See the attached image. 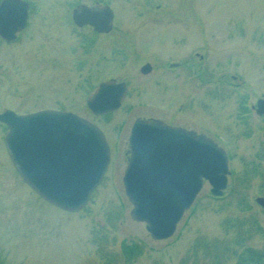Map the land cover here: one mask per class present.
<instances>
[{
	"label": "rangeland",
	"instance_id": "rangeland-1",
	"mask_svg": "<svg viewBox=\"0 0 264 264\" xmlns=\"http://www.w3.org/2000/svg\"><path fill=\"white\" fill-rule=\"evenodd\" d=\"M32 1L20 38L0 40V113L70 110L102 127L112 155L87 206L69 212L41 198L21 177L6 147L8 129L0 123V261L236 264L240 244L263 247L264 228L249 232L254 220L264 226V210L256 203L264 195V117L252 111L242 121L239 108L243 97L249 105L264 98V0H100L115 11L114 29L106 35L73 23L76 5L94 0ZM192 57L189 70L168 66ZM147 60L153 70L143 74ZM222 77L234 85L219 84ZM113 78L129 83L127 98L108 116L93 115L87 99ZM217 89L225 98H213ZM190 92L201 93L190 99ZM181 101H187L185 125L227 151L232 174L224 197L215 198L206 182L175 234L155 240L145 222L131 217L123 182L129 137L138 117L169 121ZM199 240L217 242L222 256L196 254ZM124 242L141 244L143 254L126 262Z\"/></svg>",
	"mask_w": 264,
	"mask_h": 264
},
{
	"label": "water",
	"instance_id": "water-1",
	"mask_svg": "<svg viewBox=\"0 0 264 264\" xmlns=\"http://www.w3.org/2000/svg\"><path fill=\"white\" fill-rule=\"evenodd\" d=\"M30 4L2 0L0 36L14 41L28 24ZM79 27L90 25L99 33L114 27V11L106 5L78 6L73 13ZM152 71L150 63L142 72ZM126 82L104 81L87 101L96 116L123 104ZM257 113L264 114V98ZM8 127L5 143L18 172L48 202L67 211L83 209L102 182L111 161V146L103 129L74 112L44 109L27 114L0 113ZM130 157L123 182L133 204L131 217L145 222L153 239L172 237L205 182L215 196L228 187L229 157L225 149L204 133L168 125L161 119L138 118L130 135ZM256 202L264 208V196Z\"/></svg>",
	"mask_w": 264,
	"mask_h": 264
},
{
	"label": "flooded vegetation",
	"instance_id": "flooded-vegetation-1",
	"mask_svg": "<svg viewBox=\"0 0 264 264\" xmlns=\"http://www.w3.org/2000/svg\"><path fill=\"white\" fill-rule=\"evenodd\" d=\"M2 0H0V2H1ZM27 1H29L30 2V13H29V19L31 18V16H32V14H33V11H34V4H33V1L32 0H27ZM90 3V2H89ZM81 4H87V3H85V2H79V4H77L76 5V7H78L79 5H81ZM89 5V4H88ZM103 5H106V3H104V2H102V1H100V0H94V3H92V4H90L89 6H91L92 8H100L101 6H103ZM75 7V8H76ZM75 8L73 9V11L75 10ZM72 11V20H73V12ZM87 27H90V26H87ZM90 28H92V27H90ZM92 30H93V28H92ZM22 33V32H21ZM21 33H19L18 34V38L15 40V41H13V42H7V41H5V40H2L3 42H6L7 44H11V43H15L19 38H20V36H21ZM1 40V39H0ZM194 55L195 56H198L199 54H198V52H195L194 53ZM194 59H193V57L192 58H190L189 60H187V61H182V62H170L169 63V67L171 68V69H174V68H179V67H183V70H189L188 69V67H187V64H188V62L189 61H193ZM146 63H150V60H147V61H145V64ZM174 63H177L178 64V66L177 67H173L172 65L174 64ZM194 65V64H193ZM192 65V66H193ZM196 65V64H195ZM237 77L236 76H232V79L233 80H235ZM203 76H202V74H200V75H196V77H195V82H196V88H197V90L199 91V89H200V86H202V84H203ZM127 82V81H126ZM225 84L226 86H232V85H234V83L233 82H230L229 80H226V79H223L222 78V80H220V83L219 84ZM127 84H128V87H129V83L127 82ZM130 89V88H129ZM191 93V92H190ZM201 93V92H200ZM200 93H196V94H190L189 96H190V99H195V97H196V99H197V97L199 96V94ZM219 94H221V95H219ZM223 94L220 92V91H218V89H217V92L215 93V95H214V97L213 98H215V99H222L223 97L225 98V96H222ZM258 100L259 99H257V101H256V103H254V104H251V105H249L248 103H246V101H247V97H243L242 99H241V102H240V108H239V117H240V119L242 120V121H247L248 120V115L252 112V111H255L256 112V106H257V103H258ZM187 101H181L180 103H179V106L177 107V110L174 112V114L173 115H171L170 117H169V121H167V120H164L165 122H167L169 125H171V126H175V127H183V128H187V129H191V130H195L194 128H189V127H187L186 125H185V119H186V114H185V112H184V110H185V107H186V103ZM62 110H67V109H62ZM245 110H246V112H245ZM91 112V111H90ZM261 117H264V115H262ZM139 118V117H138ZM141 118H145V119H149V120H152V119H161V118H158V117H154V116H143V117H141ZM163 120V119H162ZM132 129V128H131ZM127 155H128V159H129V151L127 152ZM0 264H5V262L4 261H0Z\"/></svg>",
	"mask_w": 264,
	"mask_h": 264
},
{
	"label": "trees",
	"instance_id": "trees-1",
	"mask_svg": "<svg viewBox=\"0 0 264 264\" xmlns=\"http://www.w3.org/2000/svg\"><path fill=\"white\" fill-rule=\"evenodd\" d=\"M256 174L257 173H255L254 175L256 176ZM215 198L221 199L222 197H215ZM251 226H252L251 233L249 232V234L251 235L255 234L258 231H262V229L264 228V226L262 224H259L257 220H254ZM217 244L218 243L215 241L213 243H209L208 241L199 240L195 244L194 250L196 254H199L200 251H203V253L205 254L214 251L216 252L219 248ZM239 246L242 247V249L238 253H236L237 254L236 264H264V246L260 248L252 247L249 245L244 246L241 244ZM221 251L222 250H220V252L218 251L219 253L218 252L216 253L222 256ZM143 252H144V248L139 243H134V242L131 244L127 242L123 243L122 253L124 260L126 262H131L137 259L143 254ZM217 257L220 256L217 255Z\"/></svg>",
	"mask_w": 264,
	"mask_h": 264
}]
</instances>
